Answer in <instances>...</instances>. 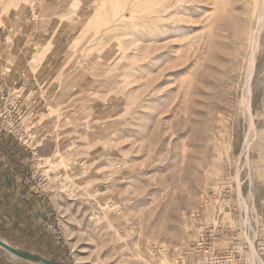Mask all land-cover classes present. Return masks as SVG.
Masks as SVG:
<instances>
[{
	"label": "rangeland",
	"instance_id": "1",
	"mask_svg": "<svg viewBox=\"0 0 264 264\" xmlns=\"http://www.w3.org/2000/svg\"><path fill=\"white\" fill-rule=\"evenodd\" d=\"M53 16L42 99L4 106L52 215L0 237L65 264H264V0H0L13 32Z\"/></svg>",
	"mask_w": 264,
	"mask_h": 264
},
{
	"label": "crops",
	"instance_id": "2",
	"mask_svg": "<svg viewBox=\"0 0 264 264\" xmlns=\"http://www.w3.org/2000/svg\"><path fill=\"white\" fill-rule=\"evenodd\" d=\"M57 19L55 16L49 19L47 31L42 26L45 22H35L30 26L25 24L17 32H13L11 21L6 19L1 23L0 19V103L13 90L19 92L23 102L34 89L37 94L32 96L33 103L42 99L41 88L47 83L50 69L56 65L59 46L53 44L39 55L35 45L47 35L49 41L57 35L55 32H61V21ZM31 156L30 147L17 134L0 127V233L22 241L46 237L45 221L52 215L44 194L31 179H34L29 173ZM33 263L0 253V264Z\"/></svg>",
	"mask_w": 264,
	"mask_h": 264
},
{
	"label": "built area",
	"instance_id": "3",
	"mask_svg": "<svg viewBox=\"0 0 264 264\" xmlns=\"http://www.w3.org/2000/svg\"><path fill=\"white\" fill-rule=\"evenodd\" d=\"M6 98H3L2 103H0V106L3 105V107L6 104ZM20 99V96H19ZM12 108V109H11ZM3 111H1L0 113V127H4L5 129H7L10 132H13L17 135L20 134V118H21V112L20 110H16V108L14 107H10V109L5 107L2 109ZM16 110V111H15Z\"/></svg>",
	"mask_w": 264,
	"mask_h": 264
},
{
	"label": "water",
	"instance_id": "4",
	"mask_svg": "<svg viewBox=\"0 0 264 264\" xmlns=\"http://www.w3.org/2000/svg\"><path fill=\"white\" fill-rule=\"evenodd\" d=\"M0 246L2 248H4L5 250H7L9 253L15 255L16 257L28 260V261H32V262H44L46 264H65L62 262H58V261H54V260H50L47 259L43 256H40L38 254H32V253H28L22 249H19L17 247H14L12 245H9L8 243H5L3 241H1L0 239Z\"/></svg>",
	"mask_w": 264,
	"mask_h": 264
},
{
	"label": "bare ground",
	"instance_id": "5",
	"mask_svg": "<svg viewBox=\"0 0 264 264\" xmlns=\"http://www.w3.org/2000/svg\"><path fill=\"white\" fill-rule=\"evenodd\" d=\"M247 217V216H246ZM0 239H1V241H3V242H5V243H8L9 245H12V244H10L9 242H7L6 240H4L3 238H1L0 237ZM12 246H14V245H12ZM1 247V246H0ZM15 247V246H14ZM254 250V249H253ZM13 255V254H12ZM14 257H16L15 255H13ZM35 263H39V264H46V263H44V262H35Z\"/></svg>",
	"mask_w": 264,
	"mask_h": 264
}]
</instances>
